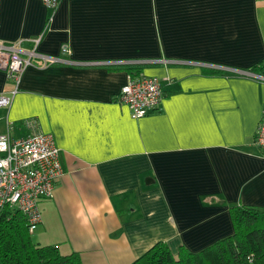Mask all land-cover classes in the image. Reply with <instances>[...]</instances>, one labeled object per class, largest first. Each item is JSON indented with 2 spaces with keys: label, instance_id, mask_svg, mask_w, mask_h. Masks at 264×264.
Instances as JSON below:
<instances>
[{
  "label": "crops",
  "instance_id": "1",
  "mask_svg": "<svg viewBox=\"0 0 264 264\" xmlns=\"http://www.w3.org/2000/svg\"><path fill=\"white\" fill-rule=\"evenodd\" d=\"M0 42L57 60L27 68L14 95L0 72V135L34 119L59 149L36 243L131 264L156 243L176 255L228 237L237 206L264 211V81L250 71L264 63V0H61L54 13L0 0ZM130 68L164 92L138 120L116 100Z\"/></svg>",
  "mask_w": 264,
  "mask_h": 264
},
{
  "label": "built area",
  "instance_id": "2",
  "mask_svg": "<svg viewBox=\"0 0 264 264\" xmlns=\"http://www.w3.org/2000/svg\"><path fill=\"white\" fill-rule=\"evenodd\" d=\"M52 13L61 0H40ZM41 36L34 40L37 45ZM62 53H67L62 48ZM40 60V61H39ZM55 58L45 59L35 49L23 52L13 44L0 42V72L6 75L16 93L21 75L34 65L45 66L56 63ZM41 63V64H40ZM245 73H241L244 75ZM251 74V73H250ZM254 79L264 81V76L253 74ZM164 98L163 87L156 77L145 76L142 72L128 73L127 83L116 100L129 109L133 120L141 119L159 109ZM11 98L0 93V107H9ZM27 134L12 137L9 130L0 135V210L14 208L26 219L32 233L42 223L39 202L50 199L55 184L61 175L59 149L50 135L43 134L37 121L27 119L21 123ZM254 143L264 158V108L258 123Z\"/></svg>",
  "mask_w": 264,
  "mask_h": 264
},
{
  "label": "trees",
  "instance_id": "3",
  "mask_svg": "<svg viewBox=\"0 0 264 264\" xmlns=\"http://www.w3.org/2000/svg\"><path fill=\"white\" fill-rule=\"evenodd\" d=\"M131 68L129 73L139 72ZM250 71L264 76V63ZM232 222L231 235L199 252L180 248L173 255L160 242L131 264H264V211L237 206L232 208ZM32 233L18 210H0V264H82L77 253L62 255L57 246L33 242Z\"/></svg>",
  "mask_w": 264,
  "mask_h": 264
},
{
  "label": "rangeland",
  "instance_id": "4",
  "mask_svg": "<svg viewBox=\"0 0 264 264\" xmlns=\"http://www.w3.org/2000/svg\"><path fill=\"white\" fill-rule=\"evenodd\" d=\"M32 237H33V239H34V240L32 239V240H33V242H35V241H36V239H35V235H34V236H32ZM35 243H36V242H35ZM138 258H139V257H138Z\"/></svg>",
  "mask_w": 264,
  "mask_h": 264
}]
</instances>
